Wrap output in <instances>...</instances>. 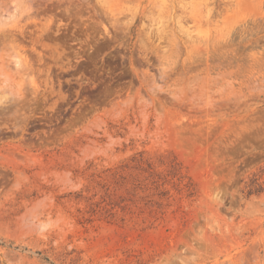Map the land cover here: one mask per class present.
<instances>
[{"label":"rangeland","instance_id":"obj_1","mask_svg":"<svg viewBox=\"0 0 264 264\" xmlns=\"http://www.w3.org/2000/svg\"><path fill=\"white\" fill-rule=\"evenodd\" d=\"M0 264H264V0H0Z\"/></svg>","mask_w":264,"mask_h":264},{"label":"bare ground","instance_id":"obj_2","mask_svg":"<svg viewBox=\"0 0 264 264\" xmlns=\"http://www.w3.org/2000/svg\"><path fill=\"white\" fill-rule=\"evenodd\" d=\"M26 62H27V64H28V60H27Z\"/></svg>","mask_w":264,"mask_h":264}]
</instances>
